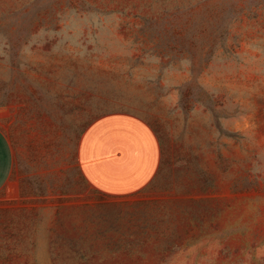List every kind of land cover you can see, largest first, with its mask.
Wrapping results in <instances>:
<instances>
[{"label":"rangeland","instance_id":"1","mask_svg":"<svg viewBox=\"0 0 264 264\" xmlns=\"http://www.w3.org/2000/svg\"><path fill=\"white\" fill-rule=\"evenodd\" d=\"M111 115L160 143L137 193L80 171ZM0 128L31 230L0 264H264V0H0Z\"/></svg>","mask_w":264,"mask_h":264},{"label":"crops","instance_id":"2","mask_svg":"<svg viewBox=\"0 0 264 264\" xmlns=\"http://www.w3.org/2000/svg\"><path fill=\"white\" fill-rule=\"evenodd\" d=\"M78 160L82 176L92 189L123 196L143 190L156 177L161 148L143 120L111 115L85 130L78 146ZM15 167L12 140L0 128V256L7 257L27 254L24 251L29 248L31 232L29 195L21 186L11 185Z\"/></svg>","mask_w":264,"mask_h":264}]
</instances>
